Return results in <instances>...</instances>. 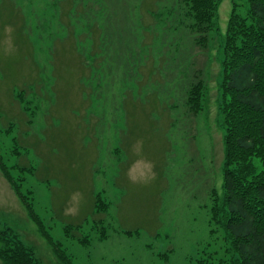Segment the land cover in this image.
I'll return each mask as SVG.
<instances>
[{
    "label": "rangeland",
    "instance_id": "rangeland-1",
    "mask_svg": "<svg viewBox=\"0 0 264 264\" xmlns=\"http://www.w3.org/2000/svg\"><path fill=\"white\" fill-rule=\"evenodd\" d=\"M234 3L245 14L220 0L201 50L180 0H0V154L73 264H235L221 205ZM0 232L61 264L1 173Z\"/></svg>",
    "mask_w": 264,
    "mask_h": 264
},
{
    "label": "trees",
    "instance_id": "trees-1",
    "mask_svg": "<svg viewBox=\"0 0 264 264\" xmlns=\"http://www.w3.org/2000/svg\"><path fill=\"white\" fill-rule=\"evenodd\" d=\"M180 3L191 22L187 28L193 44L206 50L220 0H180ZM233 6L222 49L221 111L225 126L222 222L237 256L235 264H264V0H246L243 15L236 12L235 3ZM203 89L202 73L195 71L188 83L185 102L187 112L193 116L200 110ZM0 173L61 264H73L46 232L1 154ZM215 210L217 205L212 207L211 214ZM3 233L0 232L3 264H39L33 252L16 236Z\"/></svg>",
    "mask_w": 264,
    "mask_h": 264
},
{
    "label": "clouds",
    "instance_id": "clouds-1",
    "mask_svg": "<svg viewBox=\"0 0 264 264\" xmlns=\"http://www.w3.org/2000/svg\"><path fill=\"white\" fill-rule=\"evenodd\" d=\"M73 211H75V209H73Z\"/></svg>",
    "mask_w": 264,
    "mask_h": 264
}]
</instances>
